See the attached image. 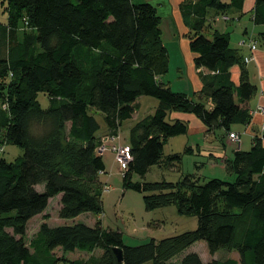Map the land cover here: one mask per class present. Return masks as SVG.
<instances>
[{
  "label": "trees",
  "instance_id": "1",
  "mask_svg": "<svg viewBox=\"0 0 264 264\" xmlns=\"http://www.w3.org/2000/svg\"><path fill=\"white\" fill-rule=\"evenodd\" d=\"M244 1L197 0L182 7L183 14L192 17L189 46L195 66L209 71L201 74L203 87L194 94L196 102L163 81L170 70L169 51L162 19L152 4L0 0L20 40L12 57L0 58V103L7 105L0 109V130L6 142L23 150L12 162L4 155L0 159V264H264V138L255 136L249 151L237 149L225 161L234 182H202L194 175L177 183L133 181L134 176L145 178L153 166L181 162V154L165 156L164 148L171 138L186 135L189 124L169 121L170 113L194 115L207 133L221 129V143L232 127L251 122L243 105L258 89L250 81L245 57L231 47L229 33L215 31L211 38L203 33L209 9L223 14L231 8L242 10ZM254 19L264 23V0H257ZM235 67L241 71L238 84L233 80ZM41 93L49 99L47 109L38 100ZM142 96L154 97L160 105L130 129L132 159L124 171V188L144 195L147 212L174 206L178 215L196 217L198 226L128 246L121 232L104 227L99 219L106 167L98 152L103 137L95 113L103 115L110 135L117 137ZM38 185L44 186L42 192ZM58 196L61 220L93 214L98 217L94 225H51L45 214L28 239L29 222ZM200 241L206 242L210 255L237 252L239 261L204 262L195 252L174 260ZM98 249L102 253L93 254ZM76 251L92 255L66 257Z\"/></svg>",
  "mask_w": 264,
  "mask_h": 264
},
{
  "label": "rangeland",
  "instance_id": "2",
  "mask_svg": "<svg viewBox=\"0 0 264 264\" xmlns=\"http://www.w3.org/2000/svg\"><path fill=\"white\" fill-rule=\"evenodd\" d=\"M2 10L3 9H1L0 7V58H10L12 57L13 53L16 52L17 43L20 40L15 35L16 29L11 28L10 24L7 22L8 16L7 14H4ZM245 22L247 24V26L245 25L246 27H248L249 25L252 26V23L248 24L250 22L249 19H244V24ZM212 24L214 28L218 27V29L221 28L222 30H225V28L223 27L226 26H223L221 21L216 23L213 22ZM236 26L237 25L235 24H231L228 28V30L232 33L231 47L233 48L237 47L236 45L239 39V31L236 30ZM21 27L19 29H22L23 33H25V27ZM214 28H208L206 32H203L204 35L211 38V31L213 32ZM28 31L29 33L32 32L31 30ZM260 31L262 30L260 29ZM191 35H194L193 31H191ZM19 36V38L22 37V31L20 32ZM163 39L164 43L169 49V59L171 61V70L165 76L164 82L167 84L168 82L172 83L175 89H181L182 91H184L179 93H187L188 97H190L189 95L192 96L193 94L190 93L192 89L191 81L187 77L184 78L183 81H179L178 73L176 71L178 63L184 64L183 60L181 59L182 53L180 47L179 45H177V43L172 42L165 37ZM259 47L262 46L259 45ZM262 63L264 64V62ZM250 69V72L252 73V76L255 80L256 77L259 76L258 69L254 64L251 65ZM172 90L174 92H177L174 89ZM192 99H194L196 102L199 101V99L197 98ZM38 100L43 109H47L49 107V99L45 94H39ZM137 104L138 107L134 117L130 120L125 121L120 129L121 143L124 145H129L130 129L136 123L142 121L150 115H153L156 109L159 107L160 101L154 97L142 96L137 100ZM6 107V104L0 103V109L2 108L4 110L6 109ZM206 107L209 108L210 106L206 105ZM95 116L101 125V130L99 131L98 135L102 136L104 134V131L106 130L103 115L100 113H95ZM168 120L170 121L169 118ZM241 126L240 130L242 131L243 128ZM223 133L224 132L221 129L215 130V134H211L209 139H206L204 131L201 132L199 127L189 123L188 133L183 136L171 138L164 148L165 156L181 154V162L174 164V166H170L165 163L153 166L145 178L141 179L138 176H134L133 181H167L177 183L182 180L184 176L194 175L197 178H200L202 182H207L214 178L221 179L227 182H234L235 175L226 170L225 163H223L220 159L221 157L218 156V149L221 146V144L218 143H220L219 139L223 135ZM5 135V131L0 130V142L1 145L5 147V152L3 154L4 158L8 162H12L23 154V150L12 143L6 142ZM119 141L120 140H117V142L115 143L111 142L109 146L117 145ZM242 142V148L244 149V151H249L252 147V140L250 136L246 135L244 132H242ZM206 144L208 148L204 147L206 146ZM232 145L236 147L234 144ZM199 147L203 152H199ZM205 148H207L215 158H210L209 152L204 153ZM190 149H192L193 151H189ZM103 160L105 163L106 171L101 175V181L103 184H105V186L108 187L109 191L104 192L103 194L104 210L103 214L99 216V219H101L104 227L121 232L123 234L126 245L138 246L147 243L151 239L159 241L161 239L172 237L187 231H192L197 228L198 220L196 217L180 216L177 214L176 208L174 206L147 212L144 205V195L132 190H125L124 169L120 168L116 160L115 153H113L112 151L105 152V154L103 155ZM37 190L42 192L44 190V186L38 185ZM60 198L61 196L53 198L50 201L49 207L46 211L48 216L50 217L49 221L51 225H58L59 223H61V219L58 217ZM97 218L98 217L93 214H84L79 216L77 222L93 226L94 221ZM43 220V216L41 215L34 218L29 223L27 232L28 239L35 235V233L39 229V225H41L40 223ZM97 252H99L98 254H101L102 250L98 249ZM189 252L198 253L204 262L212 261L213 259L221 261L234 259L239 261V255L237 252L220 250L213 256L210 255L207 244L204 241L196 243L190 248V250H187L180 256L176 257L174 260L180 261L184 257V255ZM61 254L62 253L60 251H57V255L60 256ZM84 254H87V252L76 251L75 253H67L66 256L68 259L74 260ZM59 264L67 263L61 262Z\"/></svg>",
  "mask_w": 264,
  "mask_h": 264
},
{
  "label": "crops",
  "instance_id": "3",
  "mask_svg": "<svg viewBox=\"0 0 264 264\" xmlns=\"http://www.w3.org/2000/svg\"><path fill=\"white\" fill-rule=\"evenodd\" d=\"M195 1L197 0H135V2H138V3H141V2L150 3L157 9V12L162 19L163 38L165 37L168 40H171L172 42H175L177 43V45H179L181 53H182L181 59L183 60L184 64L178 63L176 71L178 73L179 81H183V79L186 77L191 81L192 89L190 93H193V94L192 96L189 95L190 98H197L194 94L199 92L203 87L202 80H201V74L209 73L207 69H204V68L197 69L195 66L194 55L191 52L190 46H189V37L191 36V31H190L191 29L189 28V24L191 23L192 17L185 16L182 12V7L186 3L195 2ZM222 1L225 4L231 3V0H222ZM256 7H257V0H245L242 10L231 8L230 10L228 9L227 12L223 14V13H217L216 10L209 9L207 12V20H206L205 30H204V32H206L208 28L213 29L214 27L212 23L221 21L223 26H226V27H223L225 28V30H222L221 28L218 29V27L214 28V31L213 32L211 31V35L215 31H219L220 33H229L231 37L232 33L228 30L229 25L231 24L237 25L236 30L239 31V39L236 45L237 47L235 49H239L240 53L244 57L250 54L249 47H248L249 43L255 42L258 45L257 50L253 53L254 60L246 64V68L250 76L249 77L250 81L258 89L256 95L252 97L250 101H248L247 103L243 105L245 108H247L250 111V114L252 115L251 122L248 125H242V126L236 125L232 127V132H239L241 134L242 132H244L246 135H249L252 140V143H253L254 137L260 134V131H261L260 128L262 124L261 115L253 114V112H255V110L259 106H264V64L262 63L264 62V23L255 22L254 18L256 17ZM223 17H226L227 19H223ZM244 19H249L250 22L248 24L252 23V26L249 25L248 27H246L247 24L246 22L244 24ZM260 29L262 31H260ZM242 41H246V44L241 47L240 43ZM259 45L262 47H259ZM253 64L255 65V67L258 69V72H259V76L256 77L257 81L256 79L254 80V77L252 76V73L250 72L251 70L250 67ZM170 70H171V61H170ZM240 76H241L240 68L235 67L233 69V80L237 84L239 83ZM164 78H163V81H164ZM168 85L177 92H184L181 89H175L174 85H172V83L170 82H168ZM191 115L187 113L173 112L169 114L168 118L170 119V121L182 120V121L188 122V124L191 123V124L196 125L197 127L200 128L201 132L204 131L206 139L207 138L209 139L211 134H215V131L211 133H207V128L203 125V123L200 122V120H198L196 117L191 116ZM240 126L243 128L242 131L240 130ZM119 135H121L120 132H119ZM101 137H103L104 139L107 137H112V135H110V130L107 127H106V130L104 131V134ZM117 140H120L119 142L121 143V136ZM117 140H114L113 143L117 142ZM109 142L111 144L112 141H109ZM218 144H221V146L219 145L220 147L218 149L219 150L218 156H220L221 158L220 157L219 158L221 159V161L225 163V161L229 157H231L232 152L236 151L237 148L232 145V143L228 139V136L225 138V141L223 143L220 142ZM263 144H264V140H263ZM204 147L208 148L207 144ZM242 147H243V142L241 144L240 150H244ZM207 148H205L204 153L209 152L210 158H213L214 155ZM201 151L202 150L199 147V152ZM46 211L41 215L43 216L47 214ZM41 215H38L36 217H39ZM78 218L74 219L73 221L60 220L61 223H59L58 225L75 223L77 222ZM49 220L47 221V223L50 224ZM43 222L44 220L40 224H42ZM95 222L96 220L94 221V223ZM98 253L99 252L95 251L93 254L99 255ZM91 255L92 253H87V254L81 255V257L77 259H87ZM77 259H74V260H77Z\"/></svg>",
  "mask_w": 264,
  "mask_h": 264
},
{
  "label": "built area",
  "instance_id": "4",
  "mask_svg": "<svg viewBox=\"0 0 264 264\" xmlns=\"http://www.w3.org/2000/svg\"><path fill=\"white\" fill-rule=\"evenodd\" d=\"M223 19H227L226 17H223ZM246 44V41H242L240 43L241 47L244 46ZM249 47V51L250 54L248 56H246L244 58L246 63H250L251 61L254 60V55L253 53L257 50V44L255 42H251L248 45ZM253 114H259L262 117V124H261V131L259 134L260 138H264V106H259L255 112H253ZM120 138V135H118L117 137H107V138H103L102 144L100 145V147L98 148V152L101 155H104L105 152L107 151H112L113 153H115L116 156V160L120 166V168L125 169L127 168L129 162L131 161L132 157L130 154V146L129 145H124L122 143H118L117 145L114 146H109L110 142L109 141H114ZM228 139L229 141L236 145L237 149H240L241 144H242V134L239 132H230L228 134ZM5 152V147L3 145L0 144V159L2 158V155ZM109 189L106 186L105 187V192H108Z\"/></svg>",
  "mask_w": 264,
  "mask_h": 264
},
{
  "label": "water",
  "instance_id": "5",
  "mask_svg": "<svg viewBox=\"0 0 264 264\" xmlns=\"http://www.w3.org/2000/svg\"><path fill=\"white\" fill-rule=\"evenodd\" d=\"M114 252H115V254H116L117 258H118V261H119L120 263H123V256H122V251H121V249L116 248V249L114 250Z\"/></svg>",
  "mask_w": 264,
  "mask_h": 264
}]
</instances>
